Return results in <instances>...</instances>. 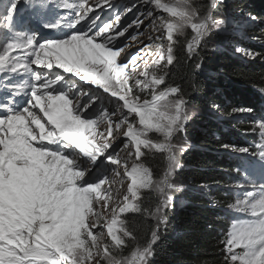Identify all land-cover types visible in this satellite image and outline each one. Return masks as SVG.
Listing matches in <instances>:
<instances>
[{
    "label": "snow or ice",
    "instance_id": "obj_1",
    "mask_svg": "<svg viewBox=\"0 0 264 264\" xmlns=\"http://www.w3.org/2000/svg\"><path fill=\"white\" fill-rule=\"evenodd\" d=\"M19 2L0 13V264H151L174 199L170 178L186 150L173 139L190 119L179 86L161 85L176 36L191 30L192 56L227 24L214 16L218 0L203 9L192 0H140L127 25L119 12L102 25L91 15L110 0H25L41 12L60 10L41 25L64 30L52 37L14 27ZM258 127L264 136V120ZM257 147L264 181V143ZM154 152L164 156L160 179L146 162ZM252 183L229 206L245 218L227 232L225 264H264V182ZM142 190L158 194L144 210L158 224L143 244L120 218L140 210ZM129 240L136 243L125 255Z\"/></svg>",
    "mask_w": 264,
    "mask_h": 264
},
{
    "label": "trees",
    "instance_id": "obj_2",
    "mask_svg": "<svg viewBox=\"0 0 264 264\" xmlns=\"http://www.w3.org/2000/svg\"><path fill=\"white\" fill-rule=\"evenodd\" d=\"M229 8L234 14L237 9H245L256 18L238 32L240 37L230 36L228 40L232 44L244 36L239 39L242 47L256 55L251 62L240 60L231 48L210 53L212 56L199 52L189 56L187 41L178 38L174 62L166 69L164 87L179 86L186 101L201 107L214 106L220 115L196 119L203 122L192 132V147L183 155L179 172L187 187L181 193L185 204L167 213L169 225L158 229L151 264H225L224 241L237 219L229 206L235 202L240 180V153L233 154L226 148L247 147L255 153L260 129L253 123L264 117V0H234ZM197 64L203 68H197ZM235 110L245 115L234 114ZM146 162L157 171L164 165V157L153 154ZM156 201L154 195L145 193L140 210L124 216L141 244L157 227L144 211L154 209ZM135 243L129 240L126 249L129 251Z\"/></svg>",
    "mask_w": 264,
    "mask_h": 264
},
{
    "label": "rangeland",
    "instance_id": "obj_3",
    "mask_svg": "<svg viewBox=\"0 0 264 264\" xmlns=\"http://www.w3.org/2000/svg\"><path fill=\"white\" fill-rule=\"evenodd\" d=\"M233 1L234 0H218V7L214 11V16L216 19L226 20L227 24L225 26H222L219 29L213 28L210 31V34L207 35L201 41L198 49L196 50V53H195L196 55L199 52L200 55L203 53V54H209L210 56H212V54H215V53L218 54V53H221L228 48H231L237 52L240 60H242V61L251 62L252 59H254V57L256 55L253 52L249 51V52L253 53V55H247V54H245V52H238L236 50L237 48L247 50V49L243 48L242 47L243 44L239 42V39L243 40L242 38H244V36H242L239 39H236V40H238L236 43L228 44V40L231 39V38H229L230 36H232V37L237 36L236 38L240 37L238 32L239 31L242 32L241 29L243 27L248 26V25H250L256 21V18L252 19L251 17H253V15L246 13L245 9H243V10L237 9V11H236L237 13L234 14V12L231 11L229 8L230 4ZM163 2H167V0H163ZM192 2L194 3V5L199 6L203 9V8H206L207 4L209 3V0H192ZM8 3H9V0H0V4H6V7L8 6ZM110 3H111V7L103 6L101 8L95 9L94 13H91V15L98 16L100 18L98 23H100L101 25L103 23L109 22L110 20H114L115 15L118 12L121 14V23L124 25H127L128 23L131 22V20L135 17V15L138 14L142 10L140 0H110ZM24 4H25V0H21L18 4L17 10H16V15H18V19L28 20V22H30L33 26H36L37 22L38 23L40 22L39 18L41 21L46 20L48 18L43 13H40V11H36L35 13L27 14L28 8H24L25 7ZM133 4H136L137 6L135 8H133L131 12H128L127 15H125L124 14L125 10ZM4 10H5V8H4ZM4 10H3V12H4ZM104 13H105V17L101 19V16L104 15ZM42 23H43V21H42ZM42 23L38 26L39 28H43L41 26ZM17 25L19 26L20 23L18 22ZM81 26L86 27V25H83V23ZM62 35H63V32L61 33V31L59 33H57V32L53 33V36H62ZM146 35H147V33H145V36ZM192 35H193V33L191 32V30L186 29L185 33L183 35L176 36V41L178 40V38H180L181 40L187 41V39H190ZM141 38L143 39L144 37H141ZM132 51H135V49H132ZM210 53H212V54H210ZM169 66L170 65H168L167 68ZM33 67H36V66L34 65ZM143 67H144V64L142 62L140 64V68L142 69ZM202 68H203V66L200 67V69H202ZM166 72H167V70H166ZM72 78L75 79V77H72ZM165 85H166V77H165V83H164V85H161V87L163 88ZM211 107L213 109L210 107H206V106L205 107L197 106V105H194V104L187 101L186 110L190 116V119L186 123L185 130L176 134L175 138L173 139L174 144H182L185 146L186 150L183 153H178L179 167H177L174 170V172L170 178L171 183H173L175 185V189L172 192L174 199L172 201L171 206H169L165 210L166 217H167V213L169 214V213L175 211L176 209L180 208L182 206V204H185L184 200L181 197V193L187 187H186L184 180L179 176V172L183 167L182 157L186 153V151L192 147V132L195 131V128H197L199 123L203 122V121L196 122L197 117L201 116V115H206V116H213V115L218 116V115H220L219 113H217L216 107H214V106H211ZM233 112H234V114H237L241 117L245 115L240 110H235ZM250 114L253 115V113H250ZM254 116H255V114H254ZM259 122L260 121L258 120L256 123H253V125L258 127ZM152 135L156 136L157 134L152 133ZM259 135H260L259 144L264 143V136H262L261 131H259ZM226 150L239 153L237 151H234L233 147H227ZM258 151H259V149L257 147V151L255 153H249L246 155L241 154V156L243 158L245 156H248L249 158H252L253 162H257L256 154H258ZM154 154H159L160 156L164 157L163 154L158 153V152H154ZM163 168H164V165L162 167H160L159 170H157V171H155L152 168L153 173H154V179L162 178ZM241 170H242L241 174L244 177V179L241 182H239L237 184V186L243 185V187L242 188L239 187V194L235 198V201L237 199H243L245 192H247L249 190H253V183H252L253 180L255 181V187L256 188H258L259 185L262 182H264V181H259L258 179L254 178L251 175V173H246L245 172L246 168L242 167ZM109 175H111L110 172H109ZM246 175H247V178H246ZM142 191H143V194L150 193L152 196L154 195L157 199L156 202H158V194L155 192V190H142ZM123 192H126V184L121 189V193H123ZM117 203H119V201H117ZM100 211L103 212L104 210L101 208ZM231 211L236 212L233 209H231ZM134 212H137V211H129V212L123 214L120 218L124 220V216L126 214L134 213ZM242 218H245V217L242 214H240L239 219H242ZM152 219L155 221V223L157 225L158 224L157 217L152 216ZM168 225H169V221L167 219L166 223L160 224L158 229H160V230L164 229V228L168 227ZM127 252H128V250L125 249L124 254L126 255Z\"/></svg>",
    "mask_w": 264,
    "mask_h": 264
},
{
    "label": "bare ground",
    "instance_id": "obj_4",
    "mask_svg": "<svg viewBox=\"0 0 264 264\" xmlns=\"http://www.w3.org/2000/svg\"><path fill=\"white\" fill-rule=\"evenodd\" d=\"M3 8H6V4H0V13H1V9H3ZM47 9H48L51 13L48 12V11H45V12L43 13L45 16L48 17L46 20H42L43 22H44V21H48V20H53L54 18H56V16H57V15L59 14V12H60V10H58L57 8H55L54 4H53V5H49V7H48ZM47 9H46V10H47ZM36 11H39V9H33V10L29 11L28 14H30V13H35ZM104 17H105V13H104V15L101 16V19L104 18ZM42 21H40L38 24H36V26L38 27V26L42 23ZM16 24H17V17L15 18V21H14V27H15L16 29H19V28L16 26ZM20 29L43 31V29H41V28H40V30L37 29L35 26H33V25H32L30 22H28V21L23 22V25H22V27H21ZM0 35H7V34H6V33H0ZM2 43H3V40H0V44H2ZM71 78H72V77H71ZM72 79H73V78H72ZM256 102H257V104L259 103L257 99H256ZM248 159H250V158H248ZM99 210H100V209H99Z\"/></svg>",
    "mask_w": 264,
    "mask_h": 264
}]
</instances>
